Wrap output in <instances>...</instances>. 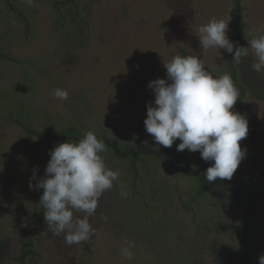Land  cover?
Listing matches in <instances>:
<instances>
[{"label": "rangeland", "instance_id": "1", "mask_svg": "<svg viewBox=\"0 0 264 264\" xmlns=\"http://www.w3.org/2000/svg\"><path fill=\"white\" fill-rule=\"evenodd\" d=\"M74 3L75 14L71 8L61 9L35 1L34 6H27L22 0L20 5L25 9L27 16L30 14L37 23V30L33 28V35L26 32L27 23L24 17L15 16L7 20L6 13L0 12V45L8 49L18 38L17 41L22 40L28 45L29 51L24 50L23 57L35 52L38 55L41 51L50 52L52 55L48 54L52 61L49 58L46 61L44 59V64L51 66L54 63L60 73L57 80L54 78L55 73H52L50 79L55 81L49 82L39 68L34 71L35 79L39 78L36 85L38 95L49 96L54 104H58L54 107L64 106L67 115L76 118L85 128L112 130L119 137H127L125 142L130 140L128 137H133L157 144L152 135L146 132L144 125L147 116L146 105L155 99L153 91L147 85L157 78H166L164 63L170 62L175 55H200L206 69L213 73L214 77L230 73L223 62V49L213 48L207 52L201 49L198 29L213 17L224 20L231 18L233 0H76ZM241 7L246 34L249 35V38L242 42V46H247L253 37L264 34V0H243ZM54 13H64L65 16L61 19L68 20L69 23L65 26L70 28L62 30L51 25L50 17ZM230 25L231 19L228 37L231 35ZM23 32L26 33V38ZM73 53L77 54L75 59ZM254 60L255 55L250 49L247 57L236 61L239 78L236 77L241 86L245 87L243 107L249 131L243 141L244 146L250 152L257 153L264 151V73L252 70ZM49 69L52 70L53 67ZM49 83L54 90L46 89L49 88ZM57 88L68 90L67 100H60L53 95ZM44 105L47 106L46 103L41 106ZM19 132L14 125L0 122L1 140L8 137L22 142L29 155H36V150L48 151L45 152L44 158L46 164H41L38 158L33 162L28 158V163L32 165L29 170L28 166L16 164V169L25 174L24 179L18 182L19 194L37 199L44 190H31L29 181L33 176L34 167L37 178L43 177L50 160L49 152L53 147L51 143L43 142H38L39 146H36V141L20 137ZM180 142L177 139L171 147ZM101 155L109 168L119 170L120 176L118 182H114L113 187L100 197L96 214L90 218V223L91 219L97 217L105 219L101 227L94 225L95 220L91 223L95 230L93 235L96 233L99 237L98 247L120 262L125 260L120 250L127 247L126 241L138 238L131 220L133 224L137 222L136 217L132 218L139 212L141 205L138 206L133 198L127 195V179L124 175L128 178L129 175L125 171L126 167L122 166L123 162L110 158L105 151ZM189 161L194 164L205 163L207 166L212 164L203 160L199 151H189ZM161 167L149 157H144L140 163L148 198L159 204L160 209L164 205V209L168 208V214L159 215L157 223L145 222V226L151 227L148 234L154 231L149 239L155 240L165 233L164 227H167L168 223L171 232L191 242V237L195 235V232H192L193 224L189 220L191 216L179 205V196L190 198L189 182L179 179L175 173L163 172ZM141 179L142 177L140 183L143 186ZM258 180H264V177L259 176ZM36 182L32 180L33 185ZM206 192L209 195L203 201L200 200V203L197 202L198 207L200 206L199 212L203 211L200 213L201 219H206L203 221L205 225H201L202 229H205L210 219L221 215L218 211L220 208L225 207L224 214L227 216L237 209L231 202L228 208L227 198L219 190L210 186ZM171 236L177 238L179 245L180 238ZM248 240L253 251H264V213L254 217ZM182 243L184 245V240ZM198 243H207L202 234L198 235ZM44 246H48V243L43 241L37 245L38 251ZM195 249L201 251L197 245ZM195 249L186 250L191 264L218 263ZM33 264L49 262L45 259L41 263Z\"/></svg>", "mask_w": 264, "mask_h": 264}, {"label": "trees", "instance_id": "2", "mask_svg": "<svg viewBox=\"0 0 264 264\" xmlns=\"http://www.w3.org/2000/svg\"><path fill=\"white\" fill-rule=\"evenodd\" d=\"M21 1L0 0V9L6 10H0V12L6 13L7 20L15 16L24 17L27 23L25 30L33 35V28L37 30V23L33 21L30 14L27 16L25 9L20 5ZM34 1L45 2L61 9L71 8L74 14L76 12L74 7L76 0ZM242 1L233 0L231 35L229 36L231 41L238 42L239 45L249 38L243 23ZM79 11L82 12V9L79 8ZM64 16V13L52 14L51 25L62 30L69 29L70 27L65 26L69 21L61 19ZM22 34L26 38V33ZM17 40L18 38L8 49L0 45V122L14 125L20 131V137L36 141V146H39L38 142H43L51 143L53 148L66 141H79L87 131H94L99 139L104 140L107 155L123 162L122 166L126 167L125 171L129 175V178L124 175L127 179L125 190L138 206L141 205V208L132 218L136 217L137 222L133 224L131 220L135 233L138 234V238L134 240L135 246L132 248L131 260L125 259L119 262L109 256L107 251L98 247L99 237L96 233L86 242L67 246L63 236L53 235L52 230L47 226L44 219L45 210L39 205L41 196L32 199V196L19 194L18 182L24 179L25 174H21V171L16 169V164L28 166V170L32 168L28 158L31 162L38 158L41 164H46L44 158L45 152L48 151L33 150L36 155H29L23 148L22 142L5 137V140L0 139V264H33L41 263L45 259H48L49 264H191L186 250L195 249L196 245L202 252L199 249H195L196 251L210 256L214 262H218L217 264H259L258 258L262 250L253 251L248 239L254 217L264 213V180H258L259 176L264 177V151L252 153L247 150L245 159L242 160L231 180L221 181L217 178L209 184L204 181L203 174L210 166L205 163L190 162L187 149L177 151L176 145L166 148L133 137H128L130 140L125 142L127 137H119L112 130L85 128L76 118L67 115L64 106L54 107L58 104H54L49 96H39L36 87L39 78L35 79L33 72L39 68L41 74L49 82H53L57 80L60 71L54 63L51 66L44 64L46 59H51L50 52L48 54L41 51L40 55L35 52L23 57L24 50L29 51L28 45L22 40ZM222 54L227 71L230 72L240 92L234 110L246 116L243 107L245 87H242L237 80L239 73H237L236 60L224 50ZM74 57H77L76 53H73V59ZM48 67H53L54 71ZM52 73H55V80L50 79ZM48 85L49 88L46 89L54 90L50 83ZM44 103L47 106H41ZM243 141L244 139L240 144L242 148H245ZM144 157L152 158L160 167L162 166L163 172L175 173L179 179H186L189 182L190 198L184 199L179 196V205L188 216H191L189 220L193 224L192 232H195V235L191 237L192 244L189 239L186 238V240L185 237L171 232L168 223L167 227H164L165 233L155 240L149 239L154 231L148 234L151 227L145 226V222L157 223L159 215L164 216L168 208L164 209V205L160 209V205L147 196L145 177L140 168ZM140 177H142L143 186L140 183ZM207 186L225 194L228 208L231 202L237 206V209L232 215L227 216L224 214L225 207L220 208L218 211L221 215L210 219L205 229H202L201 225H205L203 221L206 219H201L200 213L203 211L199 212L200 206L198 207L197 202L200 203V200L203 201L209 195L206 192ZM80 216H83V213L74 212V218ZM93 221L94 225L101 227L105 219L97 217L91 219L92 224ZM199 234L205 237L206 244L198 243ZM171 235L180 238V246L177 238L174 239ZM43 241L47 242L48 246L38 251L37 245Z\"/></svg>", "mask_w": 264, "mask_h": 264}, {"label": "clouds", "instance_id": "3", "mask_svg": "<svg viewBox=\"0 0 264 264\" xmlns=\"http://www.w3.org/2000/svg\"><path fill=\"white\" fill-rule=\"evenodd\" d=\"M23 2L34 6V0ZM230 19L213 17L199 27L201 49H223L237 62L251 49L255 55L252 70L264 73V34L253 37L247 46L239 45L227 35ZM205 66L198 55H175L164 63L166 78L147 85L155 99L146 105L144 125L158 145L170 148L178 139L177 151H199L203 160L212 162L203 174L211 184L217 178L232 179L247 154L240 142L247 137L249 126L246 116L234 110L240 92L231 74L214 77ZM53 95L60 100L69 97L62 88ZM105 150L104 140L90 130L79 141H66L50 150L43 177L37 178L34 167L29 188L44 190L39 205L45 210V222L69 247L90 240L95 231L90 218L96 214L100 197L119 180V170L109 168L101 155ZM32 180L37 181L35 185ZM74 212L83 217L74 218ZM126 244L120 251L131 260L135 242ZM258 260L264 264V254Z\"/></svg>", "mask_w": 264, "mask_h": 264}, {"label": "flooded vegetation", "instance_id": "4", "mask_svg": "<svg viewBox=\"0 0 264 264\" xmlns=\"http://www.w3.org/2000/svg\"><path fill=\"white\" fill-rule=\"evenodd\" d=\"M250 236V235H249ZM262 253H264V251H262L259 255H261Z\"/></svg>", "mask_w": 264, "mask_h": 264}]
</instances>
